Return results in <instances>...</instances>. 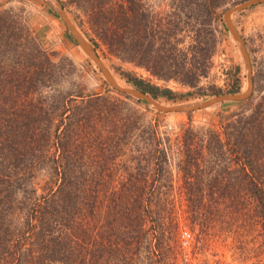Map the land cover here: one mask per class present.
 <instances>
[{"label":"trees","instance_id":"1","mask_svg":"<svg viewBox=\"0 0 264 264\" xmlns=\"http://www.w3.org/2000/svg\"><path fill=\"white\" fill-rule=\"evenodd\" d=\"M57 1L75 10L78 26L95 51L129 63L157 81L198 90L218 52L214 25L219 12L237 0H160L157 11L142 0ZM4 47L6 63L14 55L6 42ZM33 68L30 80L39 77ZM239 72L236 67L233 93L239 92ZM3 73L11 78L10 70ZM123 75L133 88L155 100L176 98L168 88ZM50 76L43 72L42 83ZM48 91L51 96L18 91L22 103H34L35 111L13 113L16 106L0 102V264H178L179 252L170 246V237L181 225L196 231L198 238L229 231L240 244L250 232L253 240L245 244L262 257L256 264H264V94L254 103L252 97L234 103L237 111L221 116L218 126L195 129L189 124L172 139L162 137L157 125H148L143 143L166 157L153 165L155 179L147 173L138 179L142 196L125 198L123 206L116 204L110 211L103 185L75 178L69 185L64 182L61 154L54 145L59 144L60 127L64 129L66 101L51 86ZM0 94L7 99L16 92ZM107 99L94 96L82 102ZM169 155L182 193L209 196L188 197L182 216L173 202L156 196L162 194L157 182L171 176L165 168ZM11 161L20 165L15 173L8 168ZM45 162L46 179L38 187L35 178ZM134 181L127 179L124 189L131 191ZM25 187L41 189L44 196L39 200L23 195ZM215 194L222 198H213Z\"/></svg>","mask_w":264,"mask_h":264},{"label":"rangeland","instance_id":"2","mask_svg":"<svg viewBox=\"0 0 264 264\" xmlns=\"http://www.w3.org/2000/svg\"><path fill=\"white\" fill-rule=\"evenodd\" d=\"M159 1L142 0L152 11H157ZM242 1L245 0L232 2L219 12V19L214 25L220 42L218 52L208 77L200 81L198 90L180 86L175 82L157 81L129 63L107 57L99 50L97 53L112 78L123 87L133 88L123 75L131 74L161 88L172 90L176 94L174 100L154 99L164 106L192 104L222 94H233L236 86L233 73L236 67L240 69L239 92H244L247 87L244 61L237 43L223 21L224 11ZM64 9L69 20L88 41L78 26L75 10L72 7ZM0 19L4 35L0 37V91L11 89L16 92L15 96L6 97L7 99H2L3 95L0 94V102H8L11 108L16 106L13 113L20 114L26 109L35 111L34 103H22L21 95L18 96L21 92L18 91L38 90L43 94L47 93L46 96H51L49 86L58 90V95L66 101L63 108L66 114L63 117L64 129L60 127L62 129L58 132L59 144H55L56 139L53 140L54 147L57 146L58 153L61 154L63 180L68 185L74 183V178L90 185H103L104 200L110 211L116 204L123 206L125 198L133 199L138 194L142 196L139 190L140 178L147 173L151 179H155L153 165L162 164L166 157L159 152H151L152 147H146L143 143L148 135V125H157L162 137L172 139L180 129L189 124L195 129L218 126L221 116L237 111L235 102H223L194 112L166 114L144 101L119 94L110 87L99 69L76 44L61 19L44 0H0ZM232 24L245 46L251 74L256 81L251 95L254 103L264 94V5L234 14ZM4 42L14 55L7 59L6 63L1 53L6 48ZM33 67L39 77L30 80ZM6 68L11 71V78L6 79L3 73L8 72ZM45 71L51 76L50 79L44 77V80H51L53 84L42 83V74ZM94 96L108 99L92 102L90 105L82 102ZM2 110L7 111L6 108ZM173 155L175 158L174 153ZM172 156L169 155V159ZM46 164L47 162L42 166L40 175L35 178L38 187L44 185ZM19 166L11 161L8 168H11L10 172L15 173L17 170L14 169ZM174 166L172 160L169 166H165L172 177L161 178L163 183L157 182V186L162 194H155L173 202L175 212L182 216V212L187 210L185 205L188 197L192 200L198 197L208 200L209 196H198L197 192L191 196L184 195L180 189V177ZM131 178L135 181L132 190L128 192L123 184ZM20 183L17 181L16 184ZM24 183L25 181L22 185ZM29 188H33L32 185ZM29 188L25 187L23 195L39 200L44 196L41 189ZM20 196L19 192L17 198ZM213 198L222 197L215 194ZM231 234L229 231H222L206 238H198L196 231L192 232L181 225L177 233L171 235L170 246L179 252L178 264H256L262 260L256 251H249L250 245H246L253 240L250 232L244 235L246 244L238 243V239Z\"/></svg>","mask_w":264,"mask_h":264},{"label":"water","instance_id":"3","mask_svg":"<svg viewBox=\"0 0 264 264\" xmlns=\"http://www.w3.org/2000/svg\"><path fill=\"white\" fill-rule=\"evenodd\" d=\"M46 4L53 10V12L61 19L69 34L72 36L76 44L81 48L84 54L95 64V66L99 69V71L104 76L107 83L110 85L112 89H114L119 94L124 96H129L136 98L138 100L146 102L152 108L158 110L162 113H181V112H194L201 109H206L212 107L216 104L223 102H243L248 100L253 92L254 84L253 77L251 74V66L250 61L245 49V46L238 35L236 29L232 24V17L234 14L238 12H242L244 10H248L250 8L264 5V0H245L242 1L228 9H226L223 13V21L225 26L227 27L229 33L233 37L234 41L238 45V49L244 61V66L246 70V78H247V87L244 92H238L233 94H222L211 99L200 101L192 104H183L176 106H163L157 103L154 99L150 98L143 92L133 89V88H124L120 87L116 84L109 71L103 65L97 51L93 48V46L84 38L80 31L73 25V23L67 17L66 11L63 6L57 0H44Z\"/></svg>","mask_w":264,"mask_h":264},{"label":"bare ground","instance_id":"4","mask_svg":"<svg viewBox=\"0 0 264 264\" xmlns=\"http://www.w3.org/2000/svg\"><path fill=\"white\" fill-rule=\"evenodd\" d=\"M115 81V80H114ZM116 82V81H115ZM116 84L118 85V86H120V87H123V86H121V85H119L117 82H116ZM124 88H126V87H124ZM161 105V104H160ZM164 106V105H163Z\"/></svg>","mask_w":264,"mask_h":264}]
</instances>
